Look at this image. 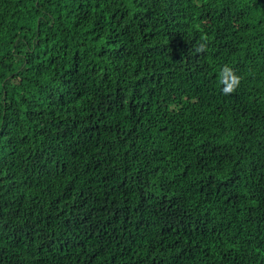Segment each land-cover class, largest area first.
Returning a JSON list of instances; mask_svg holds the SVG:
<instances>
[{
	"label": "trees",
	"instance_id": "1",
	"mask_svg": "<svg viewBox=\"0 0 264 264\" xmlns=\"http://www.w3.org/2000/svg\"><path fill=\"white\" fill-rule=\"evenodd\" d=\"M0 264H264V0H0Z\"/></svg>",
	"mask_w": 264,
	"mask_h": 264
},
{
	"label": "clouds",
	"instance_id": "2",
	"mask_svg": "<svg viewBox=\"0 0 264 264\" xmlns=\"http://www.w3.org/2000/svg\"><path fill=\"white\" fill-rule=\"evenodd\" d=\"M208 43L207 37H201V40L197 42L195 51L196 53L203 54L207 51ZM241 76L237 74L233 67L228 64L223 65L217 74L218 85L223 95L228 96L233 94L241 83Z\"/></svg>",
	"mask_w": 264,
	"mask_h": 264
}]
</instances>
